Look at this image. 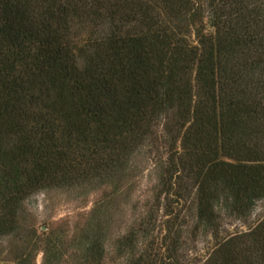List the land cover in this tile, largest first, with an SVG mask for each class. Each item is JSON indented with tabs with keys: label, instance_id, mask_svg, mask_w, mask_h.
<instances>
[{
	"label": "trees",
	"instance_id": "1",
	"mask_svg": "<svg viewBox=\"0 0 264 264\" xmlns=\"http://www.w3.org/2000/svg\"><path fill=\"white\" fill-rule=\"evenodd\" d=\"M140 154L209 227L264 199V0H0V238ZM204 264H264V221Z\"/></svg>",
	"mask_w": 264,
	"mask_h": 264
},
{
	"label": "rangeland",
	"instance_id": "2",
	"mask_svg": "<svg viewBox=\"0 0 264 264\" xmlns=\"http://www.w3.org/2000/svg\"><path fill=\"white\" fill-rule=\"evenodd\" d=\"M152 157L136 156L127 178L32 196L19 233L0 238V264H151L175 243L181 264H204L218 244L264 221L263 199L245 216L220 206L213 227L201 223L187 196L169 200Z\"/></svg>",
	"mask_w": 264,
	"mask_h": 264
}]
</instances>
